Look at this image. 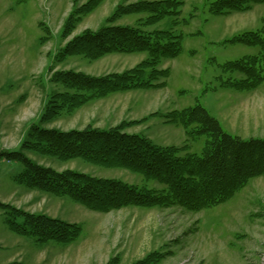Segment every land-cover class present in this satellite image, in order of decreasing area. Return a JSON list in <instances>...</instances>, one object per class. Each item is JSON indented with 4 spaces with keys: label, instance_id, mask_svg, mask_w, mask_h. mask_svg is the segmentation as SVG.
I'll return each instance as SVG.
<instances>
[{
    "label": "rangeland",
    "instance_id": "374dc122",
    "mask_svg": "<svg viewBox=\"0 0 264 264\" xmlns=\"http://www.w3.org/2000/svg\"><path fill=\"white\" fill-rule=\"evenodd\" d=\"M87 1L0 0V152L21 151L58 171L72 169L162 188L140 173L83 158L62 160L35 152L24 143L31 139L33 125L66 131L109 128L123 120L146 118L126 130L157 145L182 147L189 143L190 152L201 154L206 137L187 142L184 128L169 121L174 110L198 104L227 133L264 139V81L242 90L236 87V80L243 76L225 68L230 61L259 52L257 46L233 40L264 27V3L246 11L216 14L211 10L214 0H178L181 4L174 8L178 14L141 26L182 35V52L162 64L170 68L166 85L112 93L43 122L47 102L64 90L52 79L53 72L73 69L103 76L124 72L148 57L146 52H116L93 60L66 55L64 47L74 36L86 29L97 30L120 4L139 0H104L92 13L82 15L66 38L65 20ZM147 17L128 14L117 24L136 26L140 18ZM23 168L21 162L0 156V204L78 223L82 233L71 244L18 234L0 205V264H132L155 251L164 255L157 264H264V175L250 180L224 203L201 211L129 206L98 212L70 196L29 188L19 181Z\"/></svg>",
    "mask_w": 264,
    "mask_h": 264
},
{
    "label": "trees",
    "instance_id": "16d2710c",
    "mask_svg": "<svg viewBox=\"0 0 264 264\" xmlns=\"http://www.w3.org/2000/svg\"><path fill=\"white\" fill-rule=\"evenodd\" d=\"M103 1L88 0L74 9L65 20L64 36H70L82 15H89ZM256 3H264V0H214L211 10L216 14L246 11ZM179 4L178 0H139L120 4L97 30L86 29L69 40L64 47L69 56L84 55L93 60L116 52H146L148 57L124 72L103 76L73 69L53 72L52 79L61 83L64 90L53 94L41 120L53 121L64 113H73L88 102L112 93L166 85L170 68L162 64L182 52V35L173 30H145L141 26L160 22L169 14H178L179 11L174 8ZM134 13L147 14L148 17L140 18L136 26L117 24L123 16ZM233 41L259 48L257 54L225 64L230 72L243 76L236 80L237 88H255L264 81V27L246 31ZM160 79L163 81L158 82ZM169 117V121L184 128L187 142L206 137L201 154L190 152L189 143L182 147L157 145L140 133L126 130L146 118L123 120L109 128L66 131L33 125L29 132L31 139L24 143L35 152L62 160L83 158L94 164L140 173L146 180L160 183L162 188L140 186L119 178L97 177L72 169L58 171L40 165L16 150L0 152V156L23 164L19 181L29 188L70 196L98 212L129 206H179L201 211L224 203L250 180L264 175L263 138L243 139L227 133L220 122L199 104L174 110ZM0 205L6 209L11 229L18 234L33 236L44 242L55 240L71 244L82 233L78 223L30 213L9 204ZM163 256L155 251L132 264H157Z\"/></svg>",
    "mask_w": 264,
    "mask_h": 264
},
{
    "label": "bare ground",
    "instance_id": "6f19581e",
    "mask_svg": "<svg viewBox=\"0 0 264 264\" xmlns=\"http://www.w3.org/2000/svg\"><path fill=\"white\" fill-rule=\"evenodd\" d=\"M116 195V194H115ZM111 196V195H110Z\"/></svg>",
    "mask_w": 264,
    "mask_h": 264
}]
</instances>
